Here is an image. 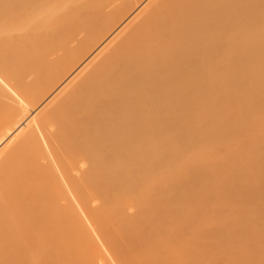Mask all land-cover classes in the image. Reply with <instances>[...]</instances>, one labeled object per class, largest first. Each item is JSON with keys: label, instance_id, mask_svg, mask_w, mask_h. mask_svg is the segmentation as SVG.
<instances>
[{"label": "bare ground", "instance_id": "6f19581e", "mask_svg": "<svg viewBox=\"0 0 264 264\" xmlns=\"http://www.w3.org/2000/svg\"><path fill=\"white\" fill-rule=\"evenodd\" d=\"M78 235L264 264V0H0V264Z\"/></svg>", "mask_w": 264, "mask_h": 264}, {"label": "rangeland", "instance_id": "374dc122", "mask_svg": "<svg viewBox=\"0 0 264 264\" xmlns=\"http://www.w3.org/2000/svg\"><path fill=\"white\" fill-rule=\"evenodd\" d=\"M64 243V244H63ZM62 243V255L65 256L67 252L72 251L71 257H73V264H107L111 261L109 252L96 248H90L88 242H85L81 236H77L72 240H68ZM67 249V251H66ZM69 249V251H68ZM64 252L66 254H64ZM75 260V261H74ZM66 261V260H65ZM62 264H71L63 261Z\"/></svg>", "mask_w": 264, "mask_h": 264}]
</instances>
